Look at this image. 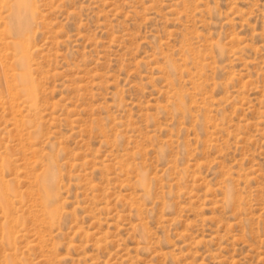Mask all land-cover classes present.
<instances>
[{
  "label": "rangeland",
  "instance_id": "1",
  "mask_svg": "<svg viewBox=\"0 0 264 264\" xmlns=\"http://www.w3.org/2000/svg\"><path fill=\"white\" fill-rule=\"evenodd\" d=\"M0 264H264V0H0Z\"/></svg>",
  "mask_w": 264,
  "mask_h": 264
}]
</instances>
